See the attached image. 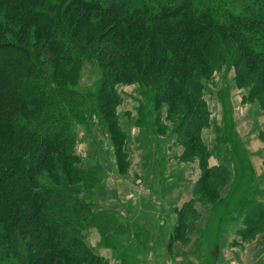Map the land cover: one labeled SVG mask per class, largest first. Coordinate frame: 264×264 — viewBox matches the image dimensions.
Returning a JSON list of instances; mask_svg holds the SVG:
<instances>
[{"label": "trees", "instance_id": "trees-1", "mask_svg": "<svg viewBox=\"0 0 264 264\" xmlns=\"http://www.w3.org/2000/svg\"><path fill=\"white\" fill-rule=\"evenodd\" d=\"M207 2L0 0V127L9 136L0 146V195L16 194L14 204L9 197L8 208L0 206V263L108 264L86 245L85 234L95 228L105 235L120 225L95 207L102 178L91 185L83 173L80 180L73 146L82 116L116 100L113 83L148 77L154 102L182 99L188 111L176 130L202 155L204 72L233 67L264 107V24L230 14L215 22L202 9ZM175 19L173 27L160 25ZM124 23L138 27L133 40ZM199 40L203 45L192 54L190 45ZM85 61L102 70L94 98L71 87ZM48 171L54 183L44 180Z\"/></svg>", "mask_w": 264, "mask_h": 264}, {"label": "crops", "instance_id": "crops-1", "mask_svg": "<svg viewBox=\"0 0 264 264\" xmlns=\"http://www.w3.org/2000/svg\"><path fill=\"white\" fill-rule=\"evenodd\" d=\"M203 83V155L176 125L147 128L121 110L118 144L103 129L110 135L96 150L104 170L94 205L127 228L150 264H264V107L232 67ZM118 237L92 228L85 243L102 261L123 264L116 248L129 246Z\"/></svg>", "mask_w": 264, "mask_h": 264}, {"label": "rangeland", "instance_id": "rangeland-1", "mask_svg": "<svg viewBox=\"0 0 264 264\" xmlns=\"http://www.w3.org/2000/svg\"><path fill=\"white\" fill-rule=\"evenodd\" d=\"M203 5L206 6L202 7V9H209L212 12L215 22L222 21L223 17L226 14H230L234 17L244 16L258 25L264 24V0H208V2ZM215 22L213 24H215ZM176 23H178V19H175L173 22L168 21L167 23L160 25L169 28L173 27ZM124 24L126 25L127 23ZM125 25H122V27L125 28ZM127 26H129V36L131 37V40H133L136 37V33H138L139 29L134 25H130V23L127 24L126 27ZM200 45H203V42L200 40L197 43H193L190 45V51L192 52V54L197 53L196 48ZM145 46V48L148 47L146 41ZM151 46H153V43L151 44ZM195 46L196 48H194ZM145 62L147 63L149 61L147 60ZM57 72L58 73L56 74L58 77L67 78V76L62 74L58 69ZM101 75L102 70L99 68L98 64L92 61H85L79 69L78 77L76 78L75 83L72 84L71 87L75 91L94 98L95 88L101 78ZM215 75L216 70H214L210 74L204 72L202 75L204 79L202 81H213L215 79ZM145 78L138 77L137 81L133 80L126 83H113L112 89L113 91H115L116 100L112 103H109V106H107L108 108H105V110H98V112L96 111L91 115L89 113L83 115V120L75 124V141L73 146V153L78 161H75L73 164L75 169L81 172V176H79L80 180L84 179L83 173L86 174V179L90 181L91 185L92 183L95 184L96 182L101 180V178H103L104 166L101 160L99 161V151L96 150L100 149L101 143L107 140L110 135L103 131V126H110V132L113 136L112 139L114 140L113 143L116 145L118 144L116 140L119 132L118 118L121 110H131L134 112L135 116L138 113L136 122L139 125H143L147 128L150 127L151 129L157 127L158 130L162 131H165L167 127V125H163L164 122L174 124L177 128V123L180 119L179 116H181L183 112L186 113L188 111L185 110L187 108L184 105L185 102H183L180 98H178L173 104L170 102H154L152 98L154 94L149 91L150 88L149 85H147ZM204 85L205 84L203 83L202 87ZM90 106L91 105L89 104L86 107H83L82 110L84 112H87L91 109ZM170 108H172V111L169 112ZM190 111L199 112L200 110L192 106ZM158 124L160 125V127H158ZM8 138V134H5L4 129L0 127V146L3 145L8 140ZM178 138L182 139L183 136H179ZM95 152L96 154H98V157L93 160L92 158H94V156L92 155ZM50 172L48 171L47 173H45L44 180L46 179L47 182L54 183V179L49 175ZM17 185H20V182L17 181ZM88 185L90 184L88 183ZM13 193L9 195V192H1L0 206L8 208V203L6 200H8L7 198L9 197H11V200L14 204V202H16V194ZM86 193L89 194L88 190H86ZM90 193L92 194V191ZM80 196H84L82 191H80ZM26 215L28 218V213H26ZM21 219L24 218L21 217ZM114 230L117 233L121 234L119 235L121 237H118V239H116V242L119 243L120 240L124 243L126 241L125 243L129 246L123 251H120L118 248H116L117 257L122 259L123 264H150L146 261V259H144L145 254L143 255V253L145 252H143L137 246V243L135 241L134 243H131L128 240L127 236L129 231L126 227L120 226L114 228ZM118 245L121 246V244ZM3 253V250L0 249L1 257H4V255L2 256ZM49 254H45L46 257L48 255V259H50L51 257ZM17 262V259H13V261L10 263L6 260H3V262H1L0 264H17ZM61 264L64 263L61 262Z\"/></svg>", "mask_w": 264, "mask_h": 264}]
</instances>
